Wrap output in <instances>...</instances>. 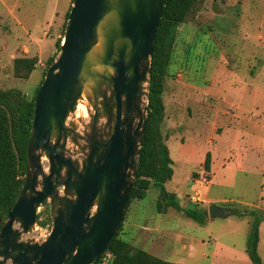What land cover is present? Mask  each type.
<instances>
[{
    "label": "rangeland",
    "instance_id": "374dc122",
    "mask_svg": "<svg viewBox=\"0 0 264 264\" xmlns=\"http://www.w3.org/2000/svg\"><path fill=\"white\" fill-rule=\"evenodd\" d=\"M71 6L72 0H0L1 90L33 98L47 62L59 54ZM178 33L161 126L173 169L165 189L182 208L207 213L209 200L221 199L217 206L264 213V0H199ZM19 58L37 61L27 80L13 75ZM244 85L247 94H239ZM158 202L151 187L125 210L119 236L130 247L169 263L250 264L248 217L198 223L172 208L158 214ZM37 215L50 220L45 226L36 220L32 237L43 239L51 229L47 203Z\"/></svg>",
    "mask_w": 264,
    "mask_h": 264
},
{
    "label": "water",
    "instance_id": "95a60500",
    "mask_svg": "<svg viewBox=\"0 0 264 264\" xmlns=\"http://www.w3.org/2000/svg\"><path fill=\"white\" fill-rule=\"evenodd\" d=\"M165 4L73 0L35 97L23 186L0 229V264H98L105 254L137 177ZM44 203L51 229L36 239ZM230 213L212 203L205 220Z\"/></svg>",
    "mask_w": 264,
    "mask_h": 264
},
{
    "label": "trees",
    "instance_id": "16d2710c",
    "mask_svg": "<svg viewBox=\"0 0 264 264\" xmlns=\"http://www.w3.org/2000/svg\"><path fill=\"white\" fill-rule=\"evenodd\" d=\"M198 1L166 0L164 12L154 38L148 113L140 148L138 172L126 209L131 202L144 199L147 191L153 187L158 191V214L165 213L168 208H172L178 212H183L187 218L198 223H204L206 219L204 209H196L191 206L182 208L179 205L177 196L165 189V184L172 179L173 169L172 159L161 131L165 116V79L173 77L172 75L168 76V69L178 40V30ZM68 15L69 12L66 15V21ZM60 44L61 40L56 42V47L59 51ZM52 62L53 59L47 62L46 71ZM36 63L35 59L29 58L14 60V77L20 80H27L35 70ZM46 71L43 74L40 85L44 80ZM40 85L30 101L18 90L10 89L4 91L0 89V229L7 218L8 208L16 200L23 186L26 150L33 117L34 101ZM210 163L211 158L207 153L204 159V169L206 171H209ZM232 214L249 218L250 229L246 243V254L252 264H262L257 252V246L259 242V226L264 221V213L260 209L255 208L246 212L232 210ZM48 221L50 220L39 221L37 215V222L40 226L47 225ZM121 228L122 225H120L118 233L111 240L105 252L111 255V264H178L169 263L142 250H138L132 256L134 248L120 238L119 232Z\"/></svg>",
    "mask_w": 264,
    "mask_h": 264
},
{
    "label": "crops",
    "instance_id": "0c3cea01",
    "mask_svg": "<svg viewBox=\"0 0 264 264\" xmlns=\"http://www.w3.org/2000/svg\"><path fill=\"white\" fill-rule=\"evenodd\" d=\"M17 22V21H16ZM42 29V28H41ZM33 31L34 32H37V34L40 32V31H36L35 29H33ZM34 35V34H33ZM250 86L249 85H244L241 89H240V91H239V94L240 93H242V94H244V93H246L247 94V88H249ZM232 90V92L233 93H235V91L237 90V89H231ZM241 94V95H242ZM245 94V95H246ZM244 96V95H243ZM239 109H241V107L240 106H237ZM224 167H226V166H224ZM239 170H241V168L239 169ZM173 177V176H172ZM172 180V179H171ZM211 181V180H210ZM209 181V182H210ZM209 202L210 203H224L225 201L224 200H221L220 199V201L219 200H217V199H210L209 200ZM225 208H229V207H226V206H224ZM256 208V207H255ZM231 209V213H230V215L232 214V210H234V208H230ZM236 209V208H235ZM257 209H260V210H263L261 207H259V208H257ZM229 215V216H230ZM206 222H210L209 220H207ZM250 226V225H249ZM263 250H264V221L260 224V226H259V242H258V246H257V252H258V255H259V257H260V259H261V261H262V264H264V256L261 254V251L263 252ZM245 255H246V258L249 260V258H248V256H247V254H246V250H245ZM249 262H250V260H249ZM242 264H247L246 263V261H243V263ZM250 264H252L251 262H250Z\"/></svg>",
    "mask_w": 264,
    "mask_h": 264
},
{
    "label": "built area",
    "instance_id": "2783aa9c",
    "mask_svg": "<svg viewBox=\"0 0 264 264\" xmlns=\"http://www.w3.org/2000/svg\"><path fill=\"white\" fill-rule=\"evenodd\" d=\"M111 259V255L105 253L98 264H111Z\"/></svg>",
    "mask_w": 264,
    "mask_h": 264
},
{
    "label": "bare ground",
    "instance_id": "6f19581e",
    "mask_svg": "<svg viewBox=\"0 0 264 264\" xmlns=\"http://www.w3.org/2000/svg\"><path fill=\"white\" fill-rule=\"evenodd\" d=\"M78 110L80 111V113L82 114V116H83L84 118L87 117V115H86V109H85L84 106L80 105V106L78 107Z\"/></svg>",
    "mask_w": 264,
    "mask_h": 264
}]
</instances>
